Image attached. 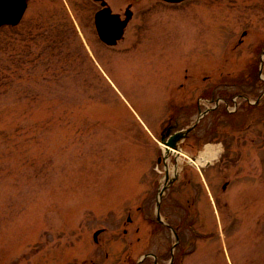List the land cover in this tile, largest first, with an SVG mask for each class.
I'll list each match as a JSON object with an SVG mask.
<instances>
[{"label":"rangeland","instance_id":"rangeland-1","mask_svg":"<svg viewBox=\"0 0 264 264\" xmlns=\"http://www.w3.org/2000/svg\"><path fill=\"white\" fill-rule=\"evenodd\" d=\"M46 1L41 21L0 28V264H134L148 251L169 264L175 234L152 219L165 183L172 264H264V96L207 113L158 162L163 129L194 123L198 102L221 105L248 76L249 100L264 90V0H137L114 45L98 39L93 0H71L76 21Z\"/></svg>","mask_w":264,"mask_h":264},{"label":"flooded vegetation","instance_id":"flooded-vegetation-1","mask_svg":"<svg viewBox=\"0 0 264 264\" xmlns=\"http://www.w3.org/2000/svg\"><path fill=\"white\" fill-rule=\"evenodd\" d=\"M93 1L97 4L96 8L94 9V13H93V21H95V17L100 12H102L103 15H106V17H107L108 12H109V14H111V16H109L107 18H105V16H104V18H102V21H110L115 29L118 28L121 21H127L125 24V27L123 28V30L125 31V28L127 27V24L131 20L133 13H134L131 8L134 5V3H136L137 0H128V2H127L128 4L125 7L123 13L121 10L112 9V7L109 5L107 0H93ZM156 1L168 3V4H181V3L183 4L184 2H193V1H200V0H179V1L155 0V2ZM46 2H47L46 0H25V8L22 12V15H21V18L19 19L18 24H21L23 21H41L42 13L44 12V11L42 12V8H43V6H46V4H47ZM63 2L71 10L73 21H76L75 20L76 15L72 11L71 6H69V5H73L72 1L71 0H64ZM85 2H86V0H85ZM80 5H82V4H80ZM60 6H63V3L60 2ZM31 8H33L36 13L33 16L28 17V14L30 13ZM51 12L52 13L54 12L53 7H51V10L49 11V13H51ZM87 18H90V16H88ZM24 23H26V22H24ZM24 23H23V25H24ZM111 23H110V25H111ZM34 24H35V22H34ZM254 84H255V82H248V83L229 82V83H227V85L229 86V90H230L231 86L235 85L239 91L234 93L233 89L230 90L229 93L225 94L222 97V101L228 103L229 105L230 104L235 105L236 104L235 102L237 100V99L236 100L234 99L235 97L236 98L239 97V99H241V100H247L248 99L247 93L250 89L253 88ZM197 108H198V106H197ZM232 110H237V108L232 109ZM229 112H231V110H229ZM172 131H173V128L171 127V129L169 130V133H172ZM166 164H167L166 162H163L164 166ZM128 221L130 222L131 219L128 218ZM94 240H95V242H97V237ZM159 259L160 258L157 255V263L159 262ZM152 263H153V261H152ZM93 264H95V263H93Z\"/></svg>","mask_w":264,"mask_h":264},{"label":"water","instance_id":"water-1","mask_svg":"<svg viewBox=\"0 0 264 264\" xmlns=\"http://www.w3.org/2000/svg\"><path fill=\"white\" fill-rule=\"evenodd\" d=\"M168 1H178V0H168ZM24 8H25V0H0V26L3 24H11V25L17 24L19 22V19L21 18ZM104 16L105 18H107L111 16V14H109L108 12V15L106 17V15H103V13L100 12L96 16L95 24L98 35L100 39L106 42L107 44H114L116 40L120 38L123 32V26L125 25L126 21H121L118 28L115 29L110 21H102V18H104ZM189 129L190 128L186 130L174 132L171 135L170 139L165 143L172 148H177V141L185 137ZM162 140H163V136H162ZM162 193H163V189H161L158 194L159 199L161 198ZM157 218L161 220L159 212H157ZM97 233L98 231L95 232L94 236Z\"/></svg>","mask_w":264,"mask_h":264},{"label":"bare ground","instance_id":"bare-ground-1","mask_svg":"<svg viewBox=\"0 0 264 264\" xmlns=\"http://www.w3.org/2000/svg\"><path fill=\"white\" fill-rule=\"evenodd\" d=\"M168 150L170 152H178V150H175L173 148H168ZM213 153H214L213 149L210 147H207L206 152H204L202 155H200L199 158L197 159L198 163L204 161L205 160L204 158H206L208 156V154H213Z\"/></svg>","mask_w":264,"mask_h":264},{"label":"trees","instance_id":"trees-1","mask_svg":"<svg viewBox=\"0 0 264 264\" xmlns=\"http://www.w3.org/2000/svg\"><path fill=\"white\" fill-rule=\"evenodd\" d=\"M253 81V80H252ZM224 113H225V111H224ZM209 130V129H208ZM210 131H212V129L210 130Z\"/></svg>","mask_w":264,"mask_h":264}]
</instances>
